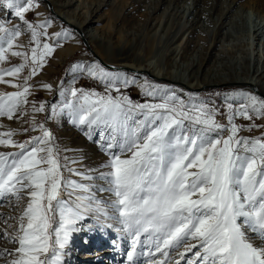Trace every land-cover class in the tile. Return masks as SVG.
<instances>
[{
	"label": "snow or ice",
	"instance_id": "6c2138e0",
	"mask_svg": "<svg viewBox=\"0 0 264 264\" xmlns=\"http://www.w3.org/2000/svg\"><path fill=\"white\" fill-rule=\"evenodd\" d=\"M0 2L20 22L10 25L0 18V62L9 54L22 59L18 65L0 67V83L17 89L0 91V117L28 125L0 132V147L14 149L0 151V202L13 197L19 204L27 197L15 218L16 233L0 230V238L18 245L0 249V257H11L4 264H67L71 237L85 230L80 225L90 213L97 214L101 229L113 228L107 222L113 220L120 239H129L124 264H264V132L240 135L264 128L253 119L264 118V98L242 90L226 94L227 123H221L214 102L210 105L195 94L185 100L175 90L146 80L137 86L153 100L140 103L121 91L135 84L134 78L99 62L73 64L74 73L99 80L105 91L61 88L64 100L53 104L46 118L66 113L70 123L88 129L89 139L99 132L94 142L108 155L100 166L106 170L81 172L71 167L76 159L61 156V151L73 150L62 149L43 122L37 123L35 115L24 119L30 103L32 113L46 111L47 102L37 106L29 101V80L70 33L65 29L50 35V17L28 21L26 13L37 0ZM24 32L30 34V49L18 42ZM29 65L23 83L6 79L17 78ZM237 118L252 122L237 124ZM35 130L40 134L23 141L13 138ZM65 172L81 180H102L107 187L81 183ZM93 189L114 198L99 199ZM193 249L198 250L186 259Z\"/></svg>",
	"mask_w": 264,
	"mask_h": 264
},
{
	"label": "rangeland",
	"instance_id": "374dc122",
	"mask_svg": "<svg viewBox=\"0 0 264 264\" xmlns=\"http://www.w3.org/2000/svg\"><path fill=\"white\" fill-rule=\"evenodd\" d=\"M158 1L159 0H37V6L26 13V19L33 23L50 17L53 21L48 27L50 35L51 33L61 32L67 29L70 36L59 41V46L55 48L52 56L46 58L47 63L36 76L31 77L29 80V83L32 85L31 95L28 97L29 101H35L37 106L41 101L47 102L46 111L32 113L30 103L27 106L29 114L24 117V119L27 120L32 115H35L37 123L43 122L62 149L67 148L73 150L67 153L61 151V156L67 155L70 158L76 159L78 162L71 165V167L81 172H87L89 169H100V166L108 160V155L101 150L96 142H94L100 139L99 132H94L93 139H89L85 134L88 132V129L86 127H77L70 123V117L66 113L53 119L46 118L48 115H51V106L53 104L58 105L64 100V97L60 94L61 88L71 89L75 87L77 89L95 90L104 93L105 89L103 83L79 71L74 73L71 69L73 64H90L92 62H98L94 56V54H96L104 60V62L118 65L122 62L120 57L125 47H130L129 54H134L136 56L137 59L134 58V61L140 59L143 66H147L149 61H157L160 65L170 68H185L196 50L208 48L212 53L222 51L225 58L215 59L212 60V62L210 59L204 61L205 64L200 69L202 76L199 79H203V73H205V69L208 68L209 64L217 70L224 69L225 64H231L234 67L248 65V62L254 63V65L264 64L263 55L258 52L261 47L256 45L255 41L252 43V40L247 38V32L243 31L241 34H234V36L228 40H220V38H217V42L213 47L210 40L213 28L209 19H204L205 13L202 12L200 16L194 19L199 20L202 18L199 25L189 27L190 23L188 21L192 18H189L187 23L184 22L182 18L183 12H181V9L175 8L172 4L178 1L177 5L181 6L186 0H161L159 7L153 10L154 5ZM253 1L257 2V0H238L237 6L247 7L251 5ZM259 1L264 2V0ZM221 2L222 0L199 1L196 2L199 4H196V7H198L197 9H204V7L208 9V6L212 7L215 4L214 8L218 9ZM169 3L170 5L168 6ZM60 8L66 10L67 13L69 12L68 15L71 18H76L75 20L81 22L85 21V24L89 23L88 26H86L87 28H96L102 40L90 44L84 32L88 44L84 43L78 31L56 17ZM37 13L42 15H37ZM243 14L242 24L246 26L250 24V21L256 20V17H258L249 7L244 9ZM259 14L264 15V12L262 11ZM0 18H6L10 21V25L20 23L18 19L12 16L11 10H9L3 2H0ZM196 24L197 23H195V25ZM21 27L23 28L24 26L21 25ZM29 40L30 34L28 32H24V34L18 38L20 44L30 49ZM219 41L221 42L218 43ZM152 46L153 51L149 53L150 47ZM20 63H22L20 57H12L9 54L7 61L0 62V67L7 68ZM100 64L110 71H120L126 75L131 74L134 76L133 78L138 76L142 81L140 84H143L147 80L153 84L167 86L173 90H175L174 87H176L177 89L175 91L177 94L185 100H188V94L191 93L200 97L210 105H213L214 102V106L219 109V114L216 116V119L221 123H227L224 115L226 111V94L242 90L264 98V95L260 94L253 86L247 87L236 83H222L208 88L191 89L187 88L185 85H174L160 79L156 80L155 76L150 74L147 70L127 72L107 67L101 62ZM30 67L31 65L25 68L17 78L6 77V79L15 80L17 83H23L24 77L28 75ZM216 74H218V71H216ZM224 74L228 73L225 72ZM42 84H50L52 86L51 90L41 87ZM136 84L137 83L126 89L122 88L121 91L136 102L143 103L145 101H152L153 98L144 95L142 89ZM16 90V88L0 83V91L12 92ZM217 93H219V95H217ZM112 94L116 95L117 93L113 92ZM227 99L231 100V98ZM231 102H233L234 105L237 103L236 100H231ZM253 119L256 124H264V118L256 119L254 117ZM251 122L252 121L243 118L236 119L237 124L247 125ZM0 125H4V127H0V132L7 131L9 128L16 129L21 126H28L27 124L22 125V121L15 119L9 120L7 117H0ZM262 132H264V128H253L250 132L246 130L241 131L240 135L252 137L259 136ZM39 134V130L29 131L27 133L18 132L13 138L18 141H23L31 136ZM224 135H227V133H224ZM13 150L12 148L0 147V151ZM101 157L104 158V161L101 160ZM100 170L103 171L106 169ZM92 174L98 175L97 172H93ZM64 175L81 183H97L96 185L107 187L105 182L99 179L95 181L81 180L79 176H75L70 172H65ZM94 192L97 198L105 201L114 198L111 193L108 192H100L98 189H94ZM67 198L68 197L65 196V199ZM26 202L27 197L19 204H17L13 197H8L6 201L0 202V213H4V217L0 218V230L6 229L9 234L16 233L18 220L15 218L19 217ZM108 211L109 215H111L112 210L109 209ZM96 215V213H90L89 218L85 219L80 225L85 230L74 233L71 237L72 242L68 249L70 255L67 257V264H124L126 252L129 248V239L126 237L120 239L122 234L117 231L119 225L113 220L107 221L114 225L113 228L101 229L97 226V221L95 219ZM9 216L14 218L8 219ZM101 222H103V217H101ZM89 225L92 226L91 231L87 230ZM249 235L251 236V233ZM114 242L119 244L120 247H115ZM193 243L195 242L193 241ZM253 243L259 244L260 242L253 238ZM17 246V244L11 243L7 239L0 238V249H14ZM179 250L181 249L176 251ZM197 250L198 249H193V253H188L186 259L191 257ZM103 251L107 252L103 254ZM173 255L175 256V252ZM10 258L11 257L8 256L0 257V264H4V261ZM141 264H146V261L142 260ZM182 264H186V260L182 261Z\"/></svg>",
	"mask_w": 264,
	"mask_h": 264
},
{
	"label": "bare ground",
	"instance_id": "6f19581e",
	"mask_svg": "<svg viewBox=\"0 0 264 264\" xmlns=\"http://www.w3.org/2000/svg\"><path fill=\"white\" fill-rule=\"evenodd\" d=\"M199 1L203 2L204 0H186L184 1L185 3L181 6L177 5L178 1L173 2L172 4L175 6V8L181 9V12H183L182 18L184 22L187 23L189 18H192L190 21H188L190 23L189 27L193 25H199L202 18L200 17L201 19L199 20L194 19L197 18V16H200L202 12L205 13V18H203L209 19V21L211 22L210 24H212L213 28L210 39L213 47L217 42V38H220V40H228L231 39L234 34H241L244 31L247 32V38L252 40V43L255 41L256 45L261 47L258 52H260L264 58V15L259 14L262 11L264 12V2H260L259 0H257V2L253 1L251 5L247 6L252 9V11L255 12L258 17H256V20L250 21V24L246 26L242 24V20L244 16L243 11L247 7L237 6L238 0H222V2L218 6V9L214 8L215 4L212 7L208 6V9H206L205 7L204 9H197L198 7L196 6L199 4H197L196 2ZM160 4L161 0H159L155 4L156 6L154 5L153 10L157 9ZM169 5L170 3L168 4V6ZM68 13L66 10H62V8H60L58 14H56V17L59 18V20H63L65 24L78 31L84 43L88 44L85 39L84 32L86 33L87 39L89 40L90 44L102 40L96 28H87L86 26H88L89 23L85 24V21L81 22L75 20L76 18H71ZM195 23L197 24L195 25ZM220 42L221 41H219L218 43ZM129 50L130 47L124 48L122 56L120 57L122 62L118 65L108 64L104 62V60H102L98 55L94 54V52L93 54L99 63L104 62L107 65L114 66V68L116 69L124 70L127 72L147 70L150 74L155 76L156 80L160 79L169 84L185 85L187 88L199 89L208 88L210 86L222 83H236L245 85L247 87L253 86L260 94L264 95V64L254 65V63L248 62V65L240 67H234L231 64H225L224 69L221 70H217L209 64L208 68L205 69V73H203V79H199L202 76L200 69L202 66H204V61L210 59L212 62V60L223 58L225 55L222 51L212 53L208 48L204 50H196L193 56L189 59L188 64L185 68H170L160 65L157 61H149L147 66H143L140 59H138V61H134V58H137L134 54H129ZM152 51L153 46L150 47L149 53H152ZM216 71H218V74H216ZM225 72H227L228 74H224ZM127 75L132 78L134 77L131 74ZM134 79L137 83L136 85L142 82L141 78L138 76H136ZM174 88L175 90L177 89L176 87ZM101 160L104 161V158L101 157ZM106 252L107 251H103L102 253L104 254Z\"/></svg>",
	"mask_w": 264,
	"mask_h": 264
},
{
	"label": "water",
	"instance_id": "95a60500",
	"mask_svg": "<svg viewBox=\"0 0 264 264\" xmlns=\"http://www.w3.org/2000/svg\"><path fill=\"white\" fill-rule=\"evenodd\" d=\"M103 65L107 66V67H111V68H114V66H111V65H107L106 63L102 62Z\"/></svg>",
	"mask_w": 264,
	"mask_h": 264
}]
</instances>
